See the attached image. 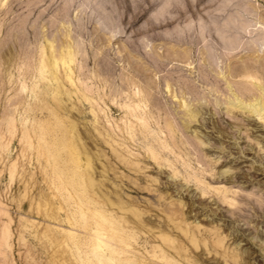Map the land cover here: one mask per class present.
Returning <instances> with one entry per match:
<instances>
[{
	"label": "rangeland",
	"instance_id": "374dc122",
	"mask_svg": "<svg viewBox=\"0 0 264 264\" xmlns=\"http://www.w3.org/2000/svg\"><path fill=\"white\" fill-rule=\"evenodd\" d=\"M262 104L264 0H0V264H264Z\"/></svg>",
	"mask_w": 264,
	"mask_h": 264
},
{
	"label": "bare ground",
	"instance_id": "6f19581e",
	"mask_svg": "<svg viewBox=\"0 0 264 264\" xmlns=\"http://www.w3.org/2000/svg\"><path fill=\"white\" fill-rule=\"evenodd\" d=\"M135 101V100H134ZM263 105V104H262ZM126 106V105H125ZM256 108V107H255ZM261 109L262 110H264V105L261 107ZM148 110V109H147ZM258 112H259V110H258ZM135 113V112H134ZM131 114V113H130ZM128 115V114H127ZM140 115V114H139ZM130 117V116H129ZM148 118V117H147ZM148 120V119H147ZM131 121V120H130ZM149 121V120H148ZM148 124V123H147ZM131 125V124H130ZM149 125V124H148ZM174 132V131H173ZM242 157H244V158H246V156H242ZM155 161H157V160H155ZM230 161V160H229ZM229 161H227V160H224L223 162H222V164H224V163H227V162H229ZM224 176V175H223ZM76 177H77V174H76ZM220 177V179H222L221 178V176H219ZM219 177L216 179V181L219 179ZM236 177V176H235ZM225 178V177H224ZM223 178V179H224ZM237 178V180H238V177H236ZM222 179V180H223ZM226 179L227 180H229V178H228V176L226 175ZM225 179V180H226ZM232 180V179H231ZM240 181V180H239ZM238 182V181H237ZM79 184V183H78ZM230 191L231 190H228V188L227 189H225L224 190V197L225 198H229V194H230ZM239 193V192H238ZM236 191L234 192V195L235 194H237V195H239ZM233 194V193H232ZM242 197H244V196H242ZM231 198V197H230ZM244 198H246V197H244ZM247 198H248V195H247ZM249 198H250V196H249ZM232 199V198H231ZM235 200H233V202H232V204H234L235 202H234ZM263 203V202H262ZM262 205V204H261ZM263 206V205H262ZM261 208V207H260ZM90 209V211L92 212V214H93V217L96 219L95 220V225H91L90 223H88V215H87V213H86V211H84V209H80L79 211H78V214L79 215H77V219H76V225H82L83 226V228L85 229V231H84V234L86 235V239L83 241V240H81V238H79V237H81V236H79L80 234H79V232H77L76 231V229H71V231L69 232L70 234H71V237L74 239V242H75V244L78 246V249L80 250V251H84L85 250V245L86 246H88V248L90 247L91 248V254H93V255H95V256H99V255H101V254H98V251L99 250H101L102 249V247L104 246V245H106V243L107 242H109L110 240H108V239H105L104 237H102L104 234H107V233H105V232H108L109 231V229H108V227H112L113 228V230L116 228V227H118V222H115L104 210H102L101 208H98V207H95V208H89ZM262 209V208H261ZM89 211V210H88ZM87 211V212H88ZM113 214V213H112ZM90 215H91V213H90ZM73 219V218H72ZM73 222V221H72ZM72 225V224H71ZM103 225H104V227H103ZM122 226V225H121ZM120 227V226H119ZM117 228V231H118V234H114V233H112L111 235H108V237L111 239V238H114V239H119V241H120V243L121 242H124L128 247H130L131 245L128 243V242H125V240H124V237H123V233H124V231L122 232L121 230H120V228ZM123 227V226H122ZM197 229H199V228H197ZM79 231V230H78ZM122 233V234H121ZM128 233V232H127ZM191 233H192V235L191 236H193V237H195L196 238V230H195V228H193V229H191ZM84 234H82V235H84ZM127 236V235H126ZM70 237V238H71ZM124 244V245H125ZM76 246V247H77ZM116 247V246H115ZM123 248V247H122ZM114 249V248H113ZM82 253V252H81ZM86 253L88 254L89 253V251H87L86 250ZM98 254V255H97ZM110 255H111V252H110ZM88 259L90 260V263L92 264L93 263V259L91 258V257H88ZM110 260H112V258L110 259ZM122 261V260H121ZM126 261V260H125ZM104 261L102 260V259H99V264H101V263H103ZM136 262H138V261H136ZM121 263V262H120ZM124 263V262H123ZM127 264V263H126ZM136 264H138V263H136Z\"/></svg>",
	"mask_w": 264,
	"mask_h": 264
}]
</instances>
